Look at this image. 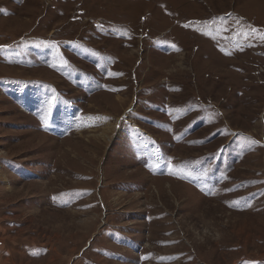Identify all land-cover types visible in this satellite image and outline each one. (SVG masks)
I'll list each match as a JSON object with an SVG mask.
<instances>
[{"label":"rangeland","instance_id":"1","mask_svg":"<svg viewBox=\"0 0 264 264\" xmlns=\"http://www.w3.org/2000/svg\"><path fill=\"white\" fill-rule=\"evenodd\" d=\"M0 264H264V0H0Z\"/></svg>","mask_w":264,"mask_h":264},{"label":"bare ground","instance_id":"2","mask_svg":"<svg viewBox=\"0 0 264 264\" xmlns=\"http://www.w3.org/2000/svg\"><path fill=\"white\" fill-rule=\"evenodd\" d=\"M115 129H116V127L114 128V132H115ZM112 137L111 136H109V139H111Z\"/></svg>","mask_w":264,"mask_h":264}]
</instances>
